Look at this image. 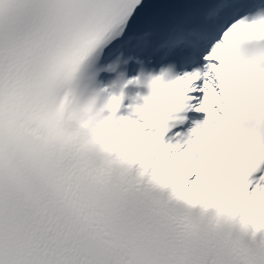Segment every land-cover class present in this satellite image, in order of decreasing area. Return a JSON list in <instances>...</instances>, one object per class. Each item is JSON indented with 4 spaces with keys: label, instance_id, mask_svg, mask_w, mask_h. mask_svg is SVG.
Instances as JSON below:
<instances>
[{
    "label": "snow or ice",
    "instance_id": "snow-or-ice-1",
    "mask_svg": "<svg viewBox=\"0 0 264 264\" xmlns=\"http://www.w3.org/2000/svg\"><path fill=\"white\" fill-rule=\"evenodd\" d=\"M0 264H264V0H0Z\"/></svg>",
    "mask_w": 264,
    "mask_h": 264
}]
</instances>
